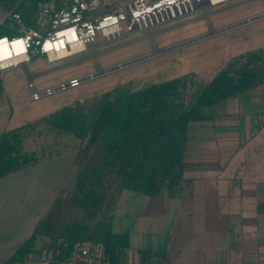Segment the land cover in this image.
Instances as JSON below:
<instances>
[{
  "label": "trees",
  "instance_id": "1",
  "mask_svg": "<svg viewBox=\"0 0 264 264\" xmlns=\"http://www.w3.org/2000/svg\"><path fill=\"white\" fill-rule=\"evenodd\" d=\"M52 1L57 9L63 5V0H0V11L19 14L27 27L39 29L42 6ZM12 20L7 17L4 24ZM15 34L0 25V37ZM197 79L195 73H188L137 91L118 94L114 89L0 133V179L42 161L44 156L37 150L25 147L26 139L42 128L74 137L85 155L93 151V164L77 170L69 201L83 211L84 219L60 222L69 203L58 199L7 263L37 261L43 251L38 243L48 238V264L76 257L85 247L100 248L110 264H126L130 235L113 231L110 213L117 195L130 191L156 197L167 190L172 198L183 197L190 185L185 174L191 126L212 121L209 108L264 86V48L234 57L207 83ZM194 87L187 99L189 88ZM101 212L105 215L92 225Z\"/></svg>",
  "mask_w": 264,
  "mask_h": 264
},
{
  "label": "crops",
  "instance_id": "2",
  "mask_svg": "<svg viewBox=\"0 0 264 264\" xmlns=\"http://www.w3.org/2000/svg\"><path fill=\"white\" fill-rule=\"evenodd\" d=\"M240 97V111L223 102L208 109L212 121L191 126L183 197L167 190L156 197L117 195L110 213L113 231L130 235L126 264H264V86ZM3 106L0 133L8 130ZM71 154L44 157L0 179V264H11L56 201L72 192L67 181L77 158Z\"/></svg>",
  "mask_w": 264,
  "mask_h": 264
},
{
  "label": "rangeland",
  "instance_id": "3",
  "mask_svg": "<svg viewBox=\"0 0 264 264\" xmlns=\"http://www.w3.org/2000/svg\"><path fill=\"white\" fill-rule=\"evenodd\" d=\"M241 1L235 0L213 7L210 11L225 8ZM6 13L0 11V25ZM262 13H264V0H251L211 14L209 20L199 18L175 26L180 22L200 16L199 13H195L155 27L153 29L155 34L147 35L145 32H137L112 42L99 44L95 50H88L82 59L72 64L71 62H74L76 58L50 64L45 57L34 56L27 64V70L19 66L2 75L4 93L0 101L4 105L6 118L3 130L14 129L33 122L77 101L84 100L87 103L95 96L114 89L118 94L137 91L188 73H195L198 77L197 81L207 83L234 57L264 48V19L222 33L214 31ZM3 25L8 26L13 32H16L15 29L19 27L13 20L5 22V24L3 22ZM203 35L209 36L203 40L164 52V49L168 47ZM97 42H103V38L99 36ZM143 56L150 57L120 70L87 80L78 87L56 91L52 95L43 96L36 101L30 98L34 91L42 93L61 84H68L72 79L86 78L91 74ZM194 89L195 87L189 88L187 99L190 98ZM240 98L239 96L224 102L229 109L240 111L243 105ZM218 106L222 107L224 103L216 105V107ZM10 117H12L11 120H9ZM25 147L29 150H37L39 155L44 157H48L50 153L60 155L66 151L72 152L70 156H76L77 167L75 173H71L68 177L67 186L70 188L75 185L77 170L87 164H93L91 161L93 151L85 155L77 139L69 134H59L46 128H42L39 133L35 132L33 136L26 139ZM100 192L107 193V190L101 189ZM73 196L72 190L68 197H64V200L69 203ZM104 215L105 213L101 212L96 219L91 221V224H96ZM83 219V211L69 203L60 222ZM50 244L51 240L48 238L42 239L38 243V248L43 250L42 255L37 257L39 258L37 261L32 260V264H48L51 253L46 249Z\"/></svg>",
  "mask_w": 264,
  "mask_h": 264
},
{
  "label": "built area",
  "instance_id": "4",
  "mask_svg": "<svg viewBox=\"0 0 264 264\" xmlns=\"http://www.w3.org/2000/svg\"><path fill=\"white\" fill-rule=\"evenodd\" d=\"M232 1L235 0H63L58 9L52 1L42 6L39 29L27 27L19 14L10 11L3 22L12 18L19 27L15 35L0 37V71L26 67L34 56L45 57L50 64L79 60L99 44L137 32L155 34V27L185 16L199 13L200 18L208 20L211 8ZM99 36L103 38L101 43L97 42ZM86 78L72 79L42 93L34 91L31 99L36 101L56 91L78 87ZM60 264L110 263L100 248L85 247L76 257Z\"/></svg>",
  "mask_w": 264,
  "mask_h": 264
},
{
  "label": "water",
  "instance_id": "5",
  "mask_svg": "<svg viewBox=\"0 0 264 264\" xmlns=\"http://www.w3.org/2000/svg\"><path fill=\"white\" fill-rule=\"evenodd\" d=\"M264 18V13L263 14H260L258 16H255V17H252V18H249V19H246L242 22H239V23H236L234 25H231V26H228V27H225V28H222L220 30H216L215 33H222V32H226V31H229V30H232V29H235V28H238L240 26H243L245 24H248V23H251V22H255L259 19H262ZM209 35H203V36H199V37H196L194 39H191V40H188V41H185V42H182L180 44H177V45H174L172 47H168L166 49H164V52H167V51H171V50H174V49H177L179 47H182V46H186L188 44H191V43H194V42H197V41H200V40H203L205 38H207ZM150 56H143V57H140L138 59H135V60H131V61H128L126 63H122V64H119L115 67H112V68H109V69H105V70H102V72H97L95 74H91L89 75L85 80H91V79H94V78H97L99 76H102V75H105V74H108V73H111V72H114V71H117V70H120L122 68H125V67H128L130 65H133V64H136L138 62H141L143 60H146L148 59ZM32 78V77H31Z\"/></svg>",
  "mask_w": 264,
  "mask_h": 264
}]
</instances>
